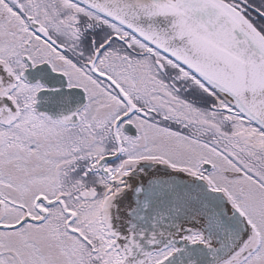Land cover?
Segmentation results:
<instances>
[{"label": "snow or ice", "instance_id": "1", "mask_svg": "<svg viewBox=\"0 0 264 264\" xmlns=\"http://www.w3.org/2000/svg\"><path fill=\"white\" fill-rule=\"evenodd\" d=\"M0 264H264V0H0Z\"/></svg>", "mask_w": 264, "mask_h": 264}]
</instances>
